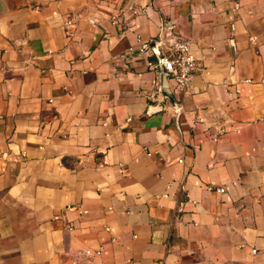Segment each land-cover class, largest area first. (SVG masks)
Instances as JSON below:
<instances>
[{
  "label": "crops",
  "instance_id": "1",
  "mask_svg": "<svg viewBox=\"0 0 264 264\" xmlns=\"http://www.w3.org/2000/svg\"><path fill=\"white\" fill-rule=\"evenodd\" d=\"M98 262L264 264V0H0V264Z\"/></svg>",
  "mask_w": 264,
  "mask_h": 264
},
{
  "label": "built area",
  "instance_id": "2",
  "mask_svg": "<svg viewBox=\"0 0 264 264\" xmlns=\"http://www.w3.org/2000/svg\"><path fill=\"white\" fill-rule=\"evenodd\" d=\"M150 47L154 52V58L146 61V67L153 71L156 77L151 80L154 91L147 95L149 100H154V94L162 90L160 76L173 80L175 88L183 90L194 75L202 70L201 62L191 52L190 41L176 31V25L169 19L160 22L156 38L150 42H142L139 51L144 52ZM174 111L178 113L179 108ZM206 189L219 193L225 190L223 186H216L214 183H208ZM101 251L102 249L98 248L95 254L99 255Z\"/></svg>",
  "mask_w": 264,
  "mask_h": 264
},
{
  "label": "water",
  "instance_id": "3",
  "mask_svg": "<svg viewBox=\"0 0 264 264\" xmlns=\"http://www.w3.org/2000/svg\"><path fill=\"white\" fill-rule=\"evenodd\" d=\"M163 95L164 96H168V94H166L165 92H163ZM168 98L171 100L172 98H170L169 96H168Z\"/></svg>",
  "mask_w": 264,
  "mask_h": 264
}]
</instances>
